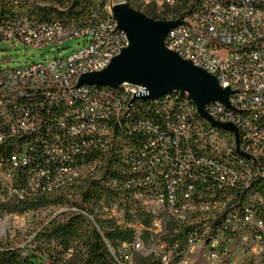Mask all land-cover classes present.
I'll return each mask as SVG.
<instances>
[{
    "label": "built area",
    "instance_id": "1",
    "mask_svg": "<svg viewBox=\"0 0 264 264\" xmlns=\"http://www.w3.org/2000/svg\"><path fill=\"white\" fill-rule=\"evenodd\" d=\"M7 1L14 0H2ZM43 1L66 10L73 3ZM163 1L178 0H159ZM192 1L186 0L184 17L168 20L182 22L168 31L172 40H165L166 46L218 75L220 85L234 91L230 105L212 101L206 110L220 122H232L237 132L204 126L221 130V137H229L241 157H252L257 174L249 169L241 174L214 159L220 141L198 142L200 132L186 121L184 106L158 113L155 103L138 97V92L148 91L145 86L79 83L83 74L108 67L129 45L118 22L100 18L97 10L80 22L51 25L19 14H0V42L15 40L40 47L87 37L83 47L68 56L0 67V171H5V179H0V250L14 244L25 247L19 242L22 219L40 211H10L9 204L73 188L80 179L67 186L72 160L85 159L90 168L100 164L105 149L123 145L121 176L110 183L127 194V202L101 201V214H88L103 238L110 229L126 231V238L120 240L124 248L136 243V252H146L157 264H264V194L252 196V189L246 187V181L264 172V161L257 162L255 153L243 148L241 135L242 125L249 122L248 111L264 112V0H210L202 10L208 22H194ZM211 58L216 59L217 69L204 66L203 59ZM74 96L92 99V106L68 109ZM93 102H103L105 112L93 110ZM135 103L151 108L152 115L139 117L135 130H127L124 116ZM26 104L29 112H20V105ZM112 111H119V124L111 123ZM104 123L109 130L102 131ZM136 133L143 134V142L134 145L132 154H125V144H132ZM253 140L258 150H264V126L254 125ZM43 150H50V158H40ZM91 154L96 156L91 159ZM58 156H65L66 163H59ZM27 163H35V171L24 173ZM199 180L211 182L214 199L199 197V204H192L194 182ZM215 203L221 205V214L212 218ZM231 209H240V216L224 219V212ZM1 222H8L9 229H2ZM105 241L108 249L116 247L108 238ZM112 255L119 264L118 253Z\"/></svg>",
    "mask_w": 264,
    "mask_h": 264
},
{
    "label": "bare ground",
    "instance_id": "2",
    "mask_svg": "<svg viewBox=\"0 0 264 264\" xmlns=\"http://www.w3.org/2000/svg\"><path fill=\"white\" fill-rule=\"evenodd\" d=\"M74 1V0H69ZM119 2H124L129 4L131 7L135 9H148L150 7L157 9V14L163 20H169L170 17H184L185 11L187 10V2L186 0H178L176 3H172L170 1L159 2V0H119ZM118 3V2H116ZM113 2V4H116ZM112 1H106L104 6H91L90 8H86L85 11H75L69 14H61L62 12L68 13L71 9L70 5L68 10L56 7L55 5L45 4L43 0H14L10 2H2L0 0V14H4V17L13 16L15 14L21 15L23 18H27L33 20L34 22H40L42 25H51L52 23L58 22V24H65V21L72 20L73 22H80L84 17L92 15L93 11L99 13L100 18L105 17V20L109 23H117L113 12L114 5ZM210 5V0H194L190 5V15H193L194 22H208L207 15H202V10ZM73 7V6H72ZM79 9V8H78ZM59 11V12H58ZM61 11V13H60ZM70 12V11H69ZM64 15V16H62ZM262 35H264V25L261 26ZM165 40H172V33L167 32V36ZM203 64L207 69H217V63L215 58L211 59H203ZM220 82L219 76L214 75ZM174 92V91H173ZM177 92V91H175ZM172 93V92H170ZM180 93V92H179ZM149 91H140L138 92L139 99L152 100L155 103V110L158 113H165L166 109L169 107H185V119L186 121H191L192 126L195 128V132L198 133V142H208L209 139H213V141L219 142V150L214 151L213 157L216 160H219L223 163H228L229 168L239 169L241 174L248 173L247 169H249L250 174H257L256 166H252V157L245 156L241 157L238 155L237 148L234 143H231L229 137H221V130L214 128H206L205 124H212L207 118L201 115H198V108L194 101L187 94H182L187 96L186 100L178 101L174 99L172 95L167 93L166 95L160 97H150ZM158 101V102H157ZM92 106V99L85 98L83 96H74L70 101H68V109L78 108L81 110H88L89 107ZM93 110L98 113L105 112V104L103 102H93ZM20 112L26 113L29 112V105H20ZM111 123L119 124L120 123V113L119 111L111 112ZM212 117V113H209ZM152 115L151 108L145 109L141 104L135 103L131 104L128 108V111L124 116V127L127 130H135V125L138 121L139 117H150ZM248 119L249 122H245L241 128V135L243 140V148L251 149V153H255L257 158V162L264 161V150H258V146H255L254 139V125L255 126H264V112L263 114H257L256 111H248ZM0 120H2V116L0 113ZM102 131L109 130L108 123L101 124ZM142 133H136L132 136L134 140L137 138L136 136ZM136 137V138H135ZM139 137V136H138ZM140 138V137H139ZM138 140V138H137ZM142 142V141H141ZM133 143V142H132ZM136 145V144H134ZM134 145L130 147L126 153L132 154L134 152ZM41 154L46 155L50 158V150L40 151ZM42 155V156H43ZM59 163H66L65 156H58ZM73 161V169L70 172H67V184L74 182L75 179H79L83 177V175L87 172L88 167L81 164L76 159ZM28 164V163H27ZM25 164V165H27ZM262 177H264V172L260 175H255V177L246 181V187L248 189H252V196L262 195V188H257V185L253 186L254 183H258L261 181ZM0 179H5V171H0ZM199 187V188H198ZM195 197H192V204H199V197H204L206 200L214 199V192L211 188V182H204L202 180L194 182ZM221 214V205L219 203L212 204L211 206V217L216 218L220 217ZM240 216V209H231L230 211L224 212V219H231V217ZM110 243V242H109ZM119 244V243H118ZM113 254L118 253V263L119 264H128L129 255H136V253H141V255L147 256L146 252L139 251L136 252V243H128L126 244V248H124V242L120 243L118 249L117 247H109ZM117 251V253H116ZM134 257H130V264H134ZM148 257V256H147ZM136 260V259H135ZM137 263V262H136Z\"/></svg>",
    "mask_w": 264,
    "mask_h": 264
},
{
    "label": "trees",
    "instance_id": "3",
    "mask_svg": "<svg viewBox=\"0 0 264 264\" xmlns=\"http://www.w3.org/2000/svg\"><path fill=\"white\" fill-rule=\"evenodd\" d=\"M106 1L107 0H74L72 3L73 7L71 6L69 10L70 12L61 13L60 11V13L70 15L76 10L80 11L81 9L85 11L86 8L88 9L91 6H104ZM137 10L154 19L163 20L158 16L156 8H139ZM169 94L178 101L188 98L175 91ZM149 103H153L152 100H150ZM113 124L116 123L113 122ZM136 137L134 140L132 136V144H125V154H127L126 151L130 147H133L134 144H141V141L143 142V135L138 134ZM42 155L43 154L40 152V158L42 159L49 158L46 155ZM95 156L96 155L91 154L90 158L92 159ZM76 161L88 167L83 177L79 178V184L75 186L74 182L67 184V186H74V189H79L80 199L73 203V206L77 209L65 214V217L62 219H53L49 221L25 247L14 244L11 247L0 250V264H32L31 255L28 251H30V246L37 241H43L45 243L46 246L45 249H42V253L47 255L49 264H115L113 253L110 248H107L105 238H108L109 242L113 243V246H116V249H118L120 243H123V241L120 240L126 238L128 232L110 229L104 232L105 238H103L100 230L95 222L89 218L88 214H101V207L97 209L94 207L95 204L99 205L101 201L106 202L111 199L127 196L124 191L117 189L110 183L121 176L123 167V145L115 146L112 150L105 149L100 164H92L90 168L85 159H76ZM97 168L101 171L103 176L101 180L95 179V176H93V172ZM32 171H35V163L24 165V173ZM81 181L84 182L82 183ZM104 182L105 185H103ZM255 185H257V188H262L261 194H264V177H262L260 182L254 183L253 186ZM59 193L44 194L34 198H28V200H25L23 203L9 204L8 209L10 211L16 210L20 212L37 210L48 204L60 202V199H63L64 195ZM119 202L122 203L121 201ZM126 206L130 208V206ZM134 256V264H157L147 256L141 255V253H136Z\"/></svg>",
    "mask_w": 264,
    "mask_h": 264
},
{
    "label": "water",
    "instance_id": "4",
    "mask_svg": "<svg viewBox=\"0 0 264 264\" xmlns=\"http://www.w3.org/2000/svg\"><path fill=\"white\" fill-rule=\"evenodd\" d=\"M113 12L119 28L128 35L129 45L102 71L83 74L80 84L108 85L114 88L125 82L141 84L149 91V98L173 91L187 94L212 125L237 132L232 122H220L206 110L212 101L230 105V95L234 91L230 87L223 88L213 74L166 46L167 32L178 26L181 19H154L121 2L116 3Z\"/></svg>",
    "mask_w": 264,
    "mask_h": 264
},
{
    "label": "rangeland",
    "instance_id": "5",
    "mask_svg": "<svg viewBox=\"0 0 264 264\" xmlns=\"http://www.w3.org/2000/svg\"><path fill=\"white\" fill-rule=\"evenodd\" d=\"M112 1V0H107ZM113 2H119V0H113ZM87 37L73 38L62 43L55 45H47L34 47L25 43H18L17 41H3L0 42V67H17L23 66L29 62H40L46 59H53L56 56H68L73 51L83 47ZM95 179H102L103 176L98 168L93 172ZM87 179V178H86ZM85 181V180H84ZM84 181H81L82 183ZM105 185V182L104 184ZM79 189H67L61 191L59 194H63L64 198L60 199V202L48 204L39 208L38 213L29 212V215L22 219L24 225L23 236L19 239V242L25 246L30 243L31 239L43 228L45 225L53 219H62L65 214L74 210L73 203L80 199ZM58 194V195H59ZM119 201L127 202L125 196L118 197ZM95 209L98 208V204H95ZM2 229H9L8 222H1ZM17 232L18 229H17ZM45 243L43 241H37L30 246L32 264H49L47 255L42 253V249H45Z\"/></svg>",
    "mask_w": 264,
    "mask_h": 264
}]
</instances>
